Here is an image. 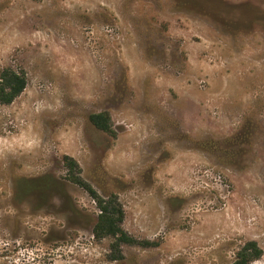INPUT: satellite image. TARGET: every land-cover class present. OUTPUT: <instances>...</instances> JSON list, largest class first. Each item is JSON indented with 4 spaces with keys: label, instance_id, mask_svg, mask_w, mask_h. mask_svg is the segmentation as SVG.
Segmentation results:
<instances>
[{
    "label": "rangeland",
    "instance_id": "rangeland-1",
    "mask_svg": "<svg viewBox=\"0 0 264 264\" xmlns=\"http://www.w3.org/2000/svg\"><path fill=\"white\" fill-rule=\"evenodd\" d=\"M5 67L0 264H230L252 239L264 264V0H0ZM65 155L123 205L122 258Z\"/></svg>",
    "mask_w": 264,
    "mask_h": 264
},
{
    "label": "trees",
    "instance_id": "trees-1",
    "mask_svg": "<svg viewBox=\"0 0 264 264\" xmlns=\"http://www.w3.org/2000/svg\"><path fill=\"white\" fill-rule=\"evenodd\" d=\"M27 86V77L24 72L12 67H5L0 72V104H10L19 97ZM90 122L99 130L115 135L111 113L107 110L93 112L89 116ZM64 162L69 169V180L84 188L94 199L99 209V214L93 228L97 238H110L111 247L115 251L112 259L123 257V244H136L123 227L125 211L115 193L100 194L98 190L81 173L78 161L69 155L64 156ZM149 244V243H148ZM263 249L256 240L246 241L237 251L234 260L230 264H250L260 258Z\"/></svg>",
    "mask_w": 264,
    "mask_h": 264
},
{
    "label": "flooded vegetation",
    "instance_id": "flooded-vegetation-1",
    "mask_svg": "<svg viewBox=\"0 0 264 264\" xmlns=\"http://www.w3.org/2000/svg\"><path fill=\"white\" fill-rule=\"evenodd\" d=\"M97 209H98V207H97ZM99 212H100V211H99V209H98V214H99Z\"/></svg>",
    "mask_w": 264,
    "mask_h": 264
}]
</instances>
